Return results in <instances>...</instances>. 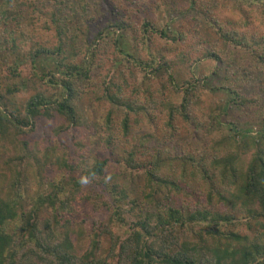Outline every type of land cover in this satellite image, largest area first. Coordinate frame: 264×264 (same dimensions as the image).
Listing matches in <instances>:
<instances>
[{
  "label": "trees",
  "instance_id": "16d2710c",
  "mask_svg": "<svg viewBox=\"0 0 264 264\" xmlns=\"http://www.w3.org/2000/svg\"><path fill=\"white\" fill-rule=\"evenodd\" d=\"M66 3L84 12L91 6V0H0V51L14 56L0 70V264H264V103L237 86L264 75V32L250 27L264 25V0H186L181 8L165 0V23L148 19L140 27L146 57L127 53L118 33L114 66L133 62L153 77L166 74V81L153 89L150 77L137 88L143 100H131L121 84L104 79L98 100L127 110L108 112L90 147L77 132L84 124L80 82L101 66L95 59L105 54L97 46L103 36L92 38L82 21L88 27L82 56L73 42L82 23L65 13ZM28 8L46 18L53 40L33 42L24 25L33 20ZM223 8L238 18L219 22L215 14ZM127 27L122 19L106 26L114 33ZM201 27L212 30L213 48L193 59L184 51L168 58L167 49L193 38L196 47ZM163 37L169 43L158 46ZM205 60L213 63L206 75ZM177 64H187L191 77L180 81ZM214 75L220 84L212 83ZM204 90L220 99L200 110L201 122L196 107ZM245 108L251 118H233ZM142 117L162 122L172 140L180 117L191 120L214 140L210 154H147L143 139L131 137ZM56 118L53 141H44L51 144L31 139ZM51 167L61 172L51 178ZM87 205L91 223L82 216Z\"/></svg>",
  "mask_w": 264,
  "mask_h": 264
},
{
  "label": "rangeland",
  "instance_id": "374dc122",
  "mask_svg": "<svg viewBox=\"0 0 264 264\" xmlns=\"http://www.w3.org/2000/svg\"><path fill=\"white\" fill-rule=\"evenodd\" d=\"M164 1L165 0H138L137 2L133 3L131 1L127 2V0H91V6L90 8L88 7L89 9L87 12H84L81 9V6L76 3L72 4L71 6L66 3L65 7L63 6L65 13L69 15L70 18H72L73 20L77 19L79 23H82L81 26L83 32L81 33L76 31L78 32V35L73 40L74 44L77 47L76 50H78V48L82 49V56H84V49L86 48L88 42L86 38L88 27L83 24L84 21L90 23L89 27L92 30V38H94L95 35L99 32H102L103 36L102 39L98 40L97 46L99 47V50H105V54L103 55V59H100V54L95 59V62H100L101 66L94 69L93 79L91 81L82 80L80 82V86L84 90L81 101V111L84 116V124L83 127L77 129V132L79 134L83 133L87 135L84 137L87 143H90L89 147L91 143H93L94 136L96 137V127L100 124V120L104 118L108 112L115 111L117 113L124 114L127 110L124 106H114L105 101L100 102L98 100V96L104 88V86L102 85L104 79L107 80L113 78L114 81L121 84L123 89L126 91L125 93L129 95L128 97L131 100H143L142 96L144 95L140 94L144 93V91L137 92V88L143 89L142 87L146 86L145 80H150V77H152L151 83L153 89L160 88L163 85L164 81H166V74L162 73L160 74V76L153 77L151 72L141 69L133 62L125 61V64L122 63L119 67H117V65L114 66L115 64L112 60V58L116 57L115 38L118 33L119 35L121 34V37L119 36L121 46L126 49L125 51H127V53H131L134 57H146V54L142 50L138 41L139 37H141L142 35L140 27L142 25V22L148 19L156 21L158 25L165 23L163 19L166 17L167 12L166 10H164ZM166 2H169V0H166ZM172 2H176L177 5H179V7L181 8L186 3V0H172ZM159 3H161V6ZM217 6L219 7L218 4ZM30 12V14L33 16V20H25L24 25L26 26V29L30 34H35L36 38L33 40V42L37 41L38 39L40 41L52 39L54 34L53 30L48 31L43 27V23L46 21V18L43 16H39V14L37 13H33L31 9ZM215 15L220 20L219 22L222 21L225 24L228 19L235 20V18H238L237 14L233 13L231 9L227 8H223V10L221 11L219 10ZM114 19L124 20L128 27L124 31L118 30L117 33H114L113 31H111V29L106 28L110 21H113ZM250 27L255 28V30L261 29V32H264V25H261L258 22H255L254 25ZM200 31L201 33L198 37H204H202L201 42L198 41V43H196V47H194V43L198 39L193 38L191 43L179 44L180 46L177 48H182V50L175 48L176 46L172 47V49L166 48V55L168 56V58H177L180 53L179 51H184L188 53L189 56L193 59L195 57L201 56L207 46L213 48L212 44H209L207 42L214 39V34L211 33L212 30L209 28L207 29V27L204 29L203 27H201ZM92 38L90 40H92ZM156 41L158 46H165L167 43H169L166 39H164V37L159 38ZM28 43H31V41H29ZM27 46H29V44ZM12 58H14V56H11L7 51H0V70L4 61H11ZM212 66L213 63L211 62V60H205V62L202 63L200 73H204L205 75L211 73ZM174 67L175 68L173 73H177L178 77H180V81L183 82L184 79L191 77L187 64H177ZM232 68V71L237 70L234 67ZM118 70H120L121 72L119 71L120 73H118ZM114 75L117 77H114ZM262 82L264 83V75H260L257 79H254L252 81L241 80L237 86L246 93L256 92L259 95L261 102L264 103V87L260 86ZM212 83L216 85L220 84V78L218 76L215 77L214 75ZM139 85H141L142 87H139ZM201 93L202 94L199 99L201 104L196 107V112L200 111L201 109H205L211 99H220V95L217 94L219 92H216L215 94L204 90ZM201 111L197 113L196 117L202 120L201 122H203L205 117L203 116V112ZM151 114L156 115L157 113L151 112ZM252 115L253 110L251 109H236L234 111L233 118L244 121L251 118ZM51 121L52 122L49 124L45 123L40 125L36 130V133L31 136V139L41 142L40 144H51L50 142H52L54 138L53 128L55 125H58L61 120L56 118L55 120L53 119ZM190 123L191 120L185 121L180 117L178 121L179 136L177 135L176 138L172 140L167 136V130L163 128L162 122L156 119L154 121H150V117H142L140 126L132 128L131 137L135 136L136 138H138V140H141V138L143 139L145 147L148 151L147 154L156 152L158 149L162 150L163 152L171 151L173 152V154L175 153L174 155L176 156L193 154L197 157H205L206 155L210 154V147L214 140L210 136H207V134L204 132V129L199 127V129L195 130ZM145 136H147L148 139L145 140ZM47 138H50L51 141ZM46 140L50 142H44ZM146 148L142 147V151H145ZM58 172L61 171L55 169L54 167H51L49 168L47 175L52 178L53 176L57 175ZM143 175L144 173L142 172V176ZM130 179L134 180V183H138L139 186L141 185V179ZM193 200L194 199H192V201ZM93 211L94 210L91 209L89 205H87L85 206L82 213V216L87 217L90 223L94 220V217L92 216V214H90ZM88 214H90L91 217H88ZM98 215H96L95 217L97 218ZM118 230L123 236H126V231L124 228H118Z\"/></svg>",
  "mask_w": 264,
  "mask_h": 264
}]
</instances>
